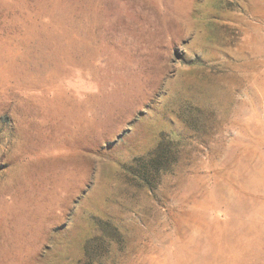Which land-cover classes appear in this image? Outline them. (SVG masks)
I'll return each mask as SVG.
<instances>
[{
  "label": "rangeland",
  "instance_id": "374dc122",
  "mask_svg": "<svg viewBox=\"0 0 264 264\" xmlns=\"http://www.w3.org/2000/svg\"><path fill=\"white\" fill-rule=\"evenodd\" d=\"M0 264H264V0H0Z\"/></svg>",
  "mask_w": 264,
  "mask_h": 264
},
{
  "label": "trees",
  "instance_id": "16d2710c",
  "mask_svg": "<svg viewBox=\"0 0 264 264\" xmlns=\"http://www.w3.org/2000/svg\"><path fill=\"white\" fill-rule=\"evenodd\" d=\"M161 147L160 148H158L153 154H152V156H151V158H150V164L151 165H155V163H157V162H160L161 161V159L162 158H164L163 156H162V154H161ZM141 161H143V160H138V162H141ZM141 164V163H140ZM148 164V163H147ZM146 177V175H143L142 176V178H145ZM145 179H148V178H145ZM144 181H146V180H144Z\"/></svg>",
  "mask_w": 264,
  "mask_h": 264
}]
</instances>
